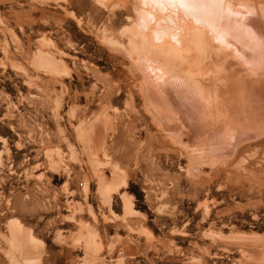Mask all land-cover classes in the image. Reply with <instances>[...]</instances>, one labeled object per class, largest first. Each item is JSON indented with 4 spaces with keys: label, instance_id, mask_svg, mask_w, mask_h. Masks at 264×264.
<instances>
[{
    "label": "rangeland",
    "instance_id": "1",
    "mask_svg": "<svg viewBox=\"0 0 264 264\" xmlns=\"http://www.w3.org/2000/svg\"><path fill=\"white\" fill-rule=\"evenodd\" d=\"M139 10L0 0V264H264L263 152L163 134Z\"/></svg>",
    "mask_w": 264,
    "mask_h": 264
},
{
    "label": "bare ground",
    "instance_id": "2",
    "mask_svg": "<svg viewBox=\"0 0 264 264\" xmlns=\"http://www.w3.org/2000/svg\"><path fill=\"white\" fill-rule=\"evenodd\" d=\"M136 1L144 94L160 97L163 134L204 162L235 159L249 141L264 155V0Z\"/></svg>",
    "mask_w": 264,
    "mask_h": 264
}]
</instances>
